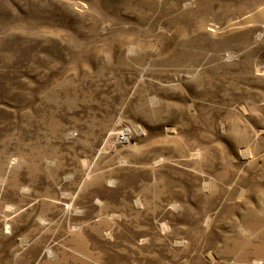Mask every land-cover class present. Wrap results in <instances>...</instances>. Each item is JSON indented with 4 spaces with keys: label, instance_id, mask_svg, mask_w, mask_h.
<instances>
[{
    "label": "rangeland",
    "instance_id": "rangeland-1",
    "mask_svg": "<svg viewBox=\"0 0 264 264\" xmlns=\"http://www.w3.org/2000/svg\"><path fill=\"white\" fill-rule=\"evenodd\" d=\"M263 256L264 0H0V264Z\"/></svg>",
    "mask_w": 264,
    "mask_h": 264
},
{
    "label": "bare ground",
    "instance_id": "bare-ground-1",
    "mask_svg": "<svg viewBox=\"0 0 264 264\" xmlns=\"http://www.w3.org/2000/svg\"><path fill=\"white\" fill-rule=\"evenodd\" d=\"M260 249H261V248H260ZM257 250H258V249H257ZM251 251H252V250H251ZM224 252H225V251H224ZM255 254H256V253H255ZM255 254H254V255H255ZM245 255H246V254H245ZM246 256H248V255H246ZM263 257H264V256H263ZM263 257H262V258H263ZM254 258H256V257H254ZM243 259H244V258H243ZM253 262H254V261H253ZM246 264H247V262H246Z\"/></svg>",
    "mask_w": 264,
    "mask_h": 264
}]
</instances>
